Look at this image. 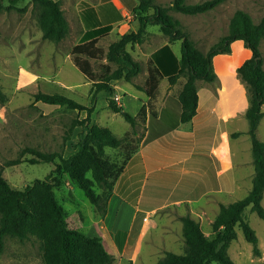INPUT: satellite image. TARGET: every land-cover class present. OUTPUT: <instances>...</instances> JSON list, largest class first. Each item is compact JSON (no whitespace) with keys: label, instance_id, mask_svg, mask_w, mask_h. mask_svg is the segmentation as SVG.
<instances>
[{"label":"rangeland","instance_id":"374dc122","mask_svg":"<svg viewBox=\"0 0 264 264\" xmlns=\"http://www.w3.org/2000/svg\"><path fill=\"white\" fill-rule=\"evenodd\" d=\"M58 1L68 23L67 34L58 42L42 38L31 0L20 1L18 8L0 10V88L7 96V100L0 104V112H3L6 119L0 126L2 175L13 187H23L48 174L56 178L53 189L64 210L67 226L81 229L89 235H100L105 248L114 256L113 264H152L167 250L182 253L185 244L179 212H185L184 206L176 211L175 207L170 205L136 217H129L130 210L125 208L119 212L118 218H111L110 224L113 228L109 229L105 223L109 224L110 218L104 222L105 213L102 214L89 202L83 190L68 177L58 158L54 162L23 161L11 166L4 164V159L15 158L24 146H31L40 151L62 150L64 156L78 147L82 137L81 126H75L68 139L64 140V137L71 122L75 118H83L85 110L36 100L37 92L61 93L85 106H93L88 124L96 123L108 127L115 135L124 137L123 144L128 146L137 147L146 129L145 121L141 118H137L132 125L120 113L112 111L107 106L106 92L99 91L92 100V80L78 69L71 52L73 46L83 40L85 32L96 28V24L100 23L103 17L116 18L118 13L117 19L110 23L108 30L98 36L96 44L102 49L103 55L99 59H89L95 74L93 77H97L103 64L108 63L105 59L108 45L120 34L136 30L134 7L137 0H115L117 3L122 2L123 6L119 8L114 0ZM155 1L169 5L172 0ZM201 1L203 0H185L186 3ZM4 3L7 4L6 1ZM237 8L247 12L254 21H258L264 15V0H224L212 9L196 14H184L172 9L169 12L179 20L180 28L188 33L194 44L205 51L227 33L229 19ZM167 42V36L158 25H148L141 43L126 45L130 54L141 63V71L131 81L111 80L113 92L110 97L132 115L136 114L143 100H147L148 104H152L157 110V101L161 99L164 91H171L169 94L176 96L185 81L183 74L174 84H169L168 80L164 79L154 100H149L145 93V79L151 65L152 53ZM168 44L179 56L180 41ZM259 48L264 67V37ZM237 59L239 63V54ZM216 80L217 78L210 83L215 86ZM256 134L264 141V118L258 123ZM232 143L238 162L251 158L249 139L241 136ZM122 151L123 147H105L106 156L116 164H120L122 160ZM31 156L33 154L29 152L23 155L27 158ZM249 166L248 164V168ZM247 185L250 188V184ZM248 188L239 190L236 197L244 196ZM94 189L96 192L101 191L97 186ZM164 197L171 199L170 195ZM261 204L264 207V192ZM197 212L196 210L195 213ZM243 214L255 230L259 252H253L252 244L236 226V236L230 241L227 254L234 264H264V220L249 207L245 208ZM192 218L198 221L205 234L212 233L211 223L214 217L197 213ZM4 243L0 264H45L42 244L34 236L23 240L6 236ZM208 264L219 263L211 261Z\"/></svg>","mask_w":264,"mask_h":264},{"label":"trees","instance_id":"16d2710c","mask_svg":"<svg viewBox=\"0 0 264 264\" xmlns=\"http://www.w3.org/2000/svg\"><path fill=\"white\" fill-rule=\"evenodd\" d=\"M7 2L5 4L4 2ZM23 0H0L3 8H18ZM36 11L41 36L54 42L60 41L68 32V23L58 0H31ZM224 0H203L186 3L185 0H172L169 5L156 3L155 0H137L134 7L137 19L136 30H129L108 45L105 59L97 77L91 69L89 59H99L102 49L96 44L99 35L108 30L110 23L117 17H103L96 28L83 35V40L72 48L73 61L78 69L92 80L94 92L92 100L99 91L107 94V106L120 113L130 124L137 118L145 121L148 117L149 132L146 139L164 133L179 122L192 119L197 108L196 80L212 82L217 75L213 68V57L219 53H230V44L236 39L243 41L251 55L237 66L236 72L247 92L248 105L244 116L247 119V133L251 140L254 176L249 192L242 198L227 204H220L211 225L212 233L205 234L200 224L189 215H181V230L185 244L184 252L170 250L152 264H234L227 254V248L236 236L238 226L244 238L258 253V238L255 230L244 217L245 208L264 220V207L261 204L264 192V141L257 137V125L264 116V67L259 45L264 37V15L254 21L242 9H235L229 19L227 33L222 35L208 49L202 51L189 38L188 33L179 26V20L169 11L196 14L208 11ZM148 25H158L167 36V43L153 51L151 65L145 79V93L149 100L155 98L159 80L166 77L174 84L183 74L185 81L176 96H167L166 107L156 112L151 106L142 104L135 115L117 105L110 97L113 92L111 80L131 81L141 71V63L127 50L126 45L141 43ZM180 41V55L177 56L168 43ZM113 64V66H111ZM35 99L49 104L64 105L68 108L85 110V116L75 118L64 140L68 139L73 128L82 127V137L77 149L67 156L61 151H40L31 146L20 149L18 156L4 159L6 166L23 161L29 163L54 162L58 158L67 173L84 195L102 214L106 213L107 201L117 177L136 147L123 144L124 137L115 135L108 127L96 123L88 124L93 106H85L61 93L37 92ZM7 96L0 88V104ZM148 107V109H147ZM148 113V116H147ZM155 124V125H154ZM153 126V127H152ZM105 147H123V157L116 164L106 156ZM31 153L30 158L23 157ZM57 179L51 174L36 178L23 187H13L2 175L0 167V253L4 248L6 236L23 240L30 236L42 244V257L45 264H113L114 256L105 248L100 235H89L81 229L70 228L66 224L64 210L58 202L53 187ZM101 189L96 192L94 187Z\"/></svg>","mask_w":264,"mask_h":264},{"label":"crops","instance_id":"0c3cea01","mask_svg":"<svg viewBox=\"0 0 264 264\" xmlns=\"http://www.w3.org/2000/svg\"><path fill=\"white\" fill-rule=\"evenodd\" d=\"M114 3L118 8L123 6L120 1L118 4L114 0ZM230 47V53L213 57L217 75L215 86L196 80L197 108L190 121L179 122L172 129L146 139L149 132L146 118L145 132L108 198L104 222L110 219L109 224L105 223L106 228H113L111 218H118L125 208L130 210L129 217L150 214L170 205L176 211L184 206L185 212H179L180 215L193 217L198 213L215 217L220 204L239 199L236 197L238 191L248 188L247 184L251 188L254 176L252 152L249 160L245 158L238 162L232 143L241 136L250 140L244 116L248 100L236 68L251 55V51L244 47L241 39L232 41ZM164 79L166 77L160 79L158 88ZM169 93L171 91H164L157 101V110L147 100L141 101L140 106H151L156 112L167 109ZM4 121L3 112H0V126ZM164 195H170L172 200Z\"/></svg>","mask_w":264,"mask_h":264},{"label":"built area","instance_id":"2783aa9c","mask_svg":"<svg viewBox=\"0 0 264 264\" xmlns=\"http://www.w3.org/2000/svg\"><path fill=\"white\" fill-rule=\"evenodd\" d=\"M262 110H264V104L261 106Z\"/></svg>","mask_w":264,"mask_h":264}]
</instances>
